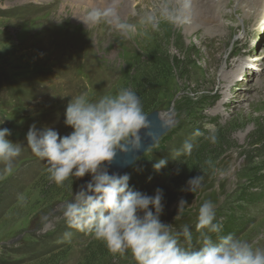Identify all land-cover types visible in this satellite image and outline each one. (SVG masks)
<instances>
[{"label": "rangeland", "instance_id": "rangeland-1", "mask_svg": "<svg viewBox=\"0 0 264 264\" xmlns=\"http://www.w3.org/2000/svg\"><path fill=\"white\" fill-rule=\"evenodd\" d=\"M240 1L190 0L201 11L220 10L218 22L226 28L203 23L186 35L181 9L176 22H161L157 30L138 25L132 39H123L107 24L86 27L78 19L112 0H92L94 6L0 0V127L23 144L11 170L0 164V264H133L130 254H112L67 228L61 208L90 177L57 187L25 140L34 123L67 135L72 129L63 113L70 98L96 100L120 88L137 93L145 114L156 108L171 120L170 130L121 173L134 190H163L160 220L176 230L187 224L195 243L196 209L210 200L214 222L223 225L220 235L232 233L264 249V2L253 18L244 17L249 8ZM159 3L117 0V10L136 23ZM209 127L217 130L215 143L192 136ZM186 140L191 154L173 159ZM160 158L167 164L157 172L152 165ZM197 176L195 193L187 191ZM181 199L187 205L175 220Z\"/></svg>", "mask_w": 264, "mask_h": 264}, {"label": "clouds", "instance_id": "clouds-1", "mask_svg": "<svg viewBox=\"0 0 264 264\" xmlns=\"http://www.w3.org/2000/svg\"><path fill=\"white\" fill-rule=\"evenodd\" d=\"M189 4L190 0H160L154 9L140 15L136 23H130L121 19L117 0H112L105 7L87 9L84 17L78 19L86 27L107 24L121 38L132 39L138 25L157 30L161 22L174 23L180 19V10ZM63 116V124L72 129L67 135H60L48 126L38 129L34 123L29 126L25 140L31 153L46 165L47 178L57 187L85 175L90 177L61 208L68 229L102 242L112 254H130L133 264H264V249L254 248L232 233L220 235L223 225L214 222L212 201L205 200L196 209L198 238L194 243L187 224L176 230L172 224L160 220L164 210L162 189L156 188L149 195L134 190L127 173L109 172L118 153L145 149L142 130L143 136L152 141L150 122L134 90L120 88L96 100L80 94L68 100ZM10 135V129L0 127V164L5 170H11L23 148V144L8 139ZM192 136H203L211 143L218 139L214 127H209L206 134L196 129ZM192 150L193 144L186 140L171 157L190 155ZM166 164L167 160L160 158L152 167L159 172ZM187 184L186 190L195 193L199 176ZM186 205L183 199L179 201L175 220L180 219ZM71 235V231L65 233L66 237Z\"/></svg>", "mask_w": 264, "mask_h": 264}, {"label": "water", "instance_id": "water-1", "mask_svg": "<svg viewBox=\"0 0 264 264\" xmlns=\"http://www.w3.org/2000/svg\"><path fill=\"white\" fill-rule=\"evenodd\" d=\"M168 113H161L158 110H153L146 114L147 119L150 122V131L153 133L152 141L143 136V130L141 132L142 135V146L145 149H141L137 152H130L128 154L118 153L111 165L109 166V172H116L121 174L124 170H126L134 161L143 154L147 149H149L155 142L163 135H165L171 128V120L167 115ZM137 157V158H136ZM135 158V159H134Z\"/></svg>", "mask_w": 264, "mask_h": 264}, {"label": "bare ground", "instance_id": "bare-ground-1", "mask_svg": "<svg viewBox=\"0 0 264 264\" xmlns=\"http://www.w3.org/2000/svg\"><path fill=\"white\" fill-rule=\"evenodd\" d=\"M76 3H83L86 6H94L92 0H73ZM192 1V0H191ZM222 1V0H221ZM201 2V1H200ZM199 2V3H200ZM215 5H218L219 3L217 1H213ZM264 2V0H241L240 3L244 5V7L249 8L248 11L246 12L244 17L250 16L251 14L253 18L260 14V5ZM201 4V3H200ZM206 6V5H205ZM239 6V5H238ZM200 9V8H199ZM199 9L194 8V6L190 3L189 6L186 8L184 11V16L186 17L188 23H186L185 31L186 35H188V31H192L198 27H203V23L209 24L210 22L218 24V27H223L226 28V26H223L221 22H218V16L220 14V10H217L215 13H210V12H204ZM204 9V8H203ZM79 10V7H78ZM213 10V9H212ZM244 10V9H243ZM222 13V12H221ZM249 13V14H248ZM243 15V14H241ZM264 15V14H263ZM251 17V16H250ZM246 21V20H245ZM220 23V24H219ZM203 25V26H202ZM225 25V24H224ZM222 29V28H220ZM218 28V31L220 30ZM210 31V30H208ZM229 32V31H228ZM220 33V32H219ZM222 33V32H221ZM232 64V63H231ZM236 67V66H235ZM238 67V66H237ZM229 68V67H228ZM237 70V69H236ZM235 70V71H236ZM234 71V70H233ZM241 72V71H240ZM230 73V72H229ZM237 73V71H236ZM246 73V72H245ZM225 76V74H224ZM234 77V76H233ZM226 78V77H225ZM228 78V77H227ZM225 82V81H224ZM223 82V83H224ZM222 87V86H220ZM219 90V89H218ZM222 91V90H221ZM222 93V92H221ZM224 101V100H223ZM225 104L222 103V105ZM221 105V104H220Z\"/></svg>", "mask_w": 264, "mask_h": 264}, {"label": "trees", "instance_id": "trees-1", "mask_svg": "<svg viewBox=\"0 0 264 264\" xmlns=\"http://www.w3.org/2000/svg\"><path fill=\"white\" fill-rule=\"evenodd\" d=\"M153 110H157V109L155 108V109L148 110L146 114H148L149 112H151V111H153ZM183 156H184V155H183ZM183 156H181V158H183ZM263 176H264V175H263ZM260 177H261V176H260ZM148 192H150V191L147 190V191H144L143 193H148ZM165 199H166V197H165ZM247 199H248V198H247L246 196H244V197L241 198V201H242V202H245ZM229 218H230V217H229ZM229 220H232V219L230 218Z\"/></svg>", "mask_w": 264, "mask_h": 264}]
</instances>
